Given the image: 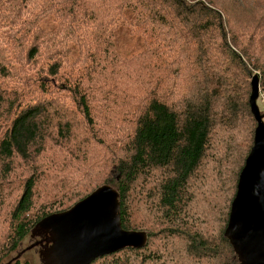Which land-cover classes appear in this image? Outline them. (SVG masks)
Returning a JSON list of instances; mask_svg holds the SVG:
<instances>
[{
  "label": "trees",
  "instance_id": "16d2710c",
  "mask_svg": "<svg viewBox=\"0 0 264 264\" xmlns=\"http://www.w3.org/2000/svg\"><path fill=\"white\" fill-rule=\"evenodd\" d=\"M242 1L256 26L229 0H0V264H32L21 242L103 184L147 242L90 264L239 263L224 230L264 86V0Z\"/></svg>",
  "mask_w": 264,
  "mask_h": 264
},
{
  "label": "water",
  "instance_id": "95a60500",
  "mask_svg": "<svg viewBox=\"0 0 264 264\" xmlns=\"http://www.w3.org/2000/svg\"><path fill=\"white\" fill-rule=\"evenodd\" d=\"M250 111L256 121L253 143L239 173L225 237L238 264H264V114L257 104L259 77L251 76ZM119 193L103 184L68 209L52 213L40 232L54 233L47 255L51 264H90L96 258L147 242L145 231L121 225ZM36 244V243H34Z\"/></svg>",
  "mask_w": 264,
  "mask_h": 264
},
{
  "label": "rangeland",
  "instance_id": "374dc122",
  "mask_svg": "<svg viewBox=\"0 0 264 264\" xmlns=\"http://www.w3.org/2000/svg\"><path fill=\"white\" fill-rule=\"evenodd\" d=\"M231 3H235V10L233 20L235 21V24L237 25V29H239V26L246 25V20L252 21L253 25L254 22L259 19L258 16L255 15L254 12H251V9L248 10L247 8L243 7L241 3L243 4V1L240 0V3L238 0H229ZM256 26V25H254ZM122 38V37H121ZM251 81V80H250ZM261 89V93L264 97V86H259ZM257 104L259 106L260 110L264 111V105L260 104V102L257 101ZM31 234L30 236L26 237L20 244L17 251L14 252L13 255L16 254V252H19V258L21 260L24 259H30L32 264H51L49 261V257L47 255V247L41 243L43 241V237L45 232L42 234L40 233ZM41 240V241H40ZM37 241L36 244H34ZM154 243H158V241H155ZM28 249V250H27ZM165 250V249H163Z\"/></svg>",
  "mask_w": 264,
  "mask_h": 264
},
{
  "label": "built area",
  "instance_id": "2783aa9c",
  "mask_svg": "<svg viewBox=\"0 0 264 264\" xmlns=\"http://www.w3.org/2000/svg\"><path fill=\"white\" fill-rule=\"evenodd\" d=\"M257 101L260 102V104L264 105V97L261 93V89H258V97H257Z\"/></svg>",
  "mask_w": 264,
  "mask_h": 264
},
{
  "label": "flooded vegetation",
  "instance_id": "af4514ba",
  "mask_svg": "<svg viewBox=\"0 0 264 264\" xmlns=\"http://www.w3.org/2000/svg\"><path fill=\"white\" fill-rule=\"evenodd\" d=\"M46 234V233H45ZM35 243H37V242H35Z\"/></svg>",
  "mask_w": 264,
  "mask_h": 264
}]
</instances>
